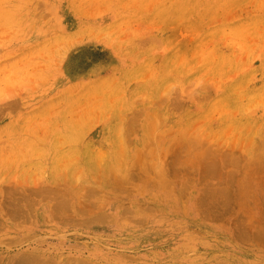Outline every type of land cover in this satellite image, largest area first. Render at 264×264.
<instances>
[{
    "label": "rangeland",
    "instance_id": "1",
    "mask_svg": "<svg viewBox=\"0 0 264 264\" xmlns=\"http://www.w3.org/2000/svg\"><path fill=\"white\" fill-rule=\"evenodd\" d=\"M29 257L264 264V0H0V264Z\"/></svg>",
    "mask_w": 264,
    "mask_h": 264
},
{
    "label": "bare ground",
    "instance_id": "2",
    "mask_svg": "<svg viewBox=\"0 0 264 264\" xmlns=\"http://www.w3.org/2000/svg\"><path fill=\"white\" fill-rule=\"evenodd\" d=\"M25 254H26V253H25ZM21 255L23 256V260L26 259V258H24V255H23V254H21ZM21 255L18 256V257H19V258H22ZM27 255H28V254H27ZM28 256H29V255H28ZM28 256H25V257H28ZM32 256H33V255H32ZM8 257H9V256H8ZM11 257H12V256H11ZM29 258H30V257H29ZM29 258H28L27 260L29 261V260L31 259V261L33 262V263H32V262H29V263H30V264H34V263H35V262H34L35 259H33V257L30 258V259H29ZM17 260H18V259H17ZM21 260H22V259H21ZM21 260L19 259V262H20V263H22ZM23 260H22V261H23ZM33 260H34V261H33ZM8 261H9V260H8ZM12 261H14V259H13ZM15 261H16V260H15ZM25 261H26V260H25ZM37 261H38V260H37ZM17 263H18V262H17ZM17 263L15 262V264H17ZM20 263H18V264H20ZM24 263H25V262H24ZM24 263H23V264H24ZM9 264H10V263H9ZM13 264H14V263H13ZM25 264H26V263H25Z\"/></svg>",
    "mask_w": 264,
    "mask_h": 264
}]
</instances>
